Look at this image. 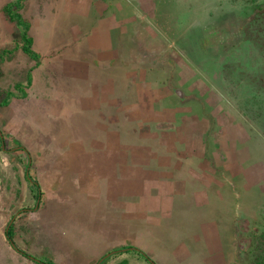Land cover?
I'll list each match as a JSON object with an SVG mask.
<instances>
[{"label": "rangeland", "instance_id": "rangeland-1", "mask_svg": "<svg viewBox=\"0 0 264 264\" xmlns=\"http://www.w3.org/2000/svg\"><path fill=\"white\" fill-rule=\"evenodd\" d=\"M11 1L15 0H0V53L6 51L0 60V103L9 91L21 95L18 83H23L27 96L12 97L8 105L0 106V161L4 148L8 155L0 163V264H40L41 257L55 264H99L102 257L104 264L124 257L129 264H253L254 258L246 259L251 247L264 252V183L252 184V175L244 174L235 179V190L209 180L205 182L212 189L203 193L173 190L181 174L169 181L175 165L166 153L174 154L180 143L188 142L192 146L187 151L196 154V144L206 141L192 138L196 115L175 131L159 135L153 130L160 120L173 121L176 112L183 111V106L168 102L170 97L178 100L180 89L187 94L198 91L208 102L207 110L224 123L211 134L214 154L221 158L227 150L217 143L214 132L219 131L221 140L228 129H235L247 134L232 147L243 157L264 161V133L254 126L255 117L252 121L240 109L236 93L238 87L244 88L240 97L248 94L263 109L264 0H26L21 13L31 25L38 61L23 52L22 30L4 11ZM255 11L258 15L250 19ZM226 12L245 28L238 32L240 43L226 53L221 50L227 34L215 36L211 47L219 52L215 61L220 70L212 61L208 72L204 63L210 58L188 60L186 46L196 31L212 28ZM101 20L107 22L104 27ZM95 50L105 51L107 59ZM171 64H178L180 71L170 70ZM30 71L32 84L27 86ZM186 105L199 113L198 102ZM203 122L201 135L209 128V122ZM132 158L136 188L130 202L119 192L132 190L128 182L133 175L126 174ZM159 160L171 169L145 172ZM12 163L17 170L26 165L22 190L16 189L20 177ZM194 165L197 171L204 169L198 161ZM244 167L241 170L249 173L251 169ZM96 174L105 183L99 180L102 185H95ZM30 175L34 190H23L33 179ZM163 176L172 194L157 190ZM143 181L150 185L137 187ZM203 202L214 207L211 222L197 218L196 209ZM244 213H262L263 218L246 224ZM235 215L243 224L235 223L233 233L229 224ZM9 223L15 225L17 246L40 262L10 244L5 233ZM215 226L221 241H214ZM121 246L142 250L150 261L133 250L114 251Z\"/></svg>", "mask_w": 264, "mask_h": 264}, {"label": "crops", "instance_id": "crops-1", "mask_svg": "<svg viewBox=\"0 0 264 264\" xmlns=\"http://www.w3.org/2000/svg\"><path fill=\"white\" fill-rule=\"evenodd\" d=\"M99 12V16H98V20H100V11ZM101 22H103V27L106 25V21L101 20ZM103 31L102 29L100 30V34L102 35ZM114 34H116L117 37H119V33L117 31L113 32ZM113 34V36H114ZM98 35V33H97ZM117 40V39H116ZM113 47L117 48V41H116V45L114 46V40H113ZM103 48H107L106 46H103ZM118 50V49H117ZM115 51L116 57L118 58V51ZM97 55H101V58H104L105 60L107 59V54L105 53V51L102 50H95ZM113 99V98H111ZM194 116V115H193ZM256 126V125H254ZM193 128L191 129L192 133V138L193 140H198L201 141V139L205 140L206 142L200 143V145L196 144V146L198 147L196 150V154H194V150L191 151H187L189 146H192V143H188L186 144V142L182 143L175 151V153L173 155H170V160L171 162L174 163L175 166L173 169V173L171 174V176L169 177V181L172 182L173 181V177L177 179V177L181 178V181H177L176 183H174V187L173 190H198L199 193H203V191L201 190H211L212 186L207 184V182H205L206 180H209L210 183H214L215 181L221 186V187H228L231 188L232 190L237 189V185L235 183V179L242 177V175L244 174H249L252 175V179H255V181L252 182L253 183H258V185H260L262 187V183H264V180H262V177L264 175V161H257V159H250V158H246L242 156V152L240 151V149H238L236 146L232 147L233 144H237V141L242 142V136H244L245 134H247V132L245 131H239V130H235V129H228L227 130V135L225 136V134H223V139L219 140L217 134H220L219 131L214 132L215 136H216V140L217 143L220 145H223L224 147L227 148V150H225L223 152L222 157L220 158V155H216L214 154V152L212 151V148L215 147L214 144V139L213 135L211 137L212 131H209V128L207 130L206 133H203L201 135V132L204 131V127L206 126H200L199 120H197L193 126ZM179 129V127H178ZM227 129V128H226ZM1 139H3V137H1ZM4 140V139H3ZM209 140H212L213 144L211 145L210 143H207ZM184 146V147H183ZM3 147H6V144L3 143ZM185 148V149H184ZM3 152H5L4 154H2V160L0 161V163L6 162V158H7V153L5 148L3 149ZM234 154H236V158H234ZM155 158V157H153ZM22 159H24V157L22 156ZM27 159V156H26ZM158 159H160V156H158ZM196 159V160H195ZM247 159V164L243 165V163L246 162ZM198 161V163L200 165H202L204 167L203 170L197 171L196 167H195V162ZM133 162V165H128L127 166V172L126 174L129 172V174L133 175L130 178L131 182H128V184L130 185V187H132V190H127L126 194H120L121 192H119V196L120 195H126L127 196V201H133L134 196H135V160L134 158H132V160L130 161V163ZM204 162H206L207 164H204ZM22 164L25 163V161L21 162ZM26 164V163H25ZM207 166V167H206ZM246 166L248 169H251L248 173V171H242L241 169H244ZM4 167V166H3ZM12 167L13 170L16 175L17 178V173L19 174L20 177V183H17V190H22V186L20 184H22L21 182V175L26 174V165H22L18 167V170L15 168V165L12 163ZM15 168V169H14ZM171 169V167H167L166 165H163L160 163V160L158 162V164H156L155 166H152L151 168H145L149 171H145V172H154V173H161L164 169ZM6 169V168H4ZM130 169V170H129ZM1 170V168H0ZM29 170V169H28ZM183 170V173L181 172ZM31 171L33 174V170L31 167ZM144 171V169H143ZM30 172V170L28 171ZM203 172V173H202ZM253 172V174H251ZM117 175H119L118 170L116 171ZM32 177V175H30ZM96 174L94 176V178L96 179V184L97 185L99 183V180H102V176ZM177 176V177H176ZM0 177H1V172H0ZM124 176H121V178L118 180V182H121V180L123 179ZM126 177V176H125ZM33 179H29V181H26L27 185H23L25 188H23V190L28 189V190H34V177H32ZM161 178V181L159 180ZM158 178H154L153 177V181L159 180V184H158V189L157 190H164L166 192V190H168L169 193H173V190L168 189L167 186H164V183H167V180H164L163 177ZM165 181H163V180ZM186 181H188L189 183H191V185H187L185 184ZM17 182V180H16ZM30 182V183H28ZM103 183H105L103 180L101 181ZM206 183V184H204ZM99 185H102V183H99ZM98 185V186H99ZM150 184H148V182L143 181V185L138 184L137 187H146ZM98 186H95V188H97ZM106 186V185H105ZM103 188V187H102ZM116 189L120 190V185L119 183L116 184ZM149 190H154V188H149ZM262 191V190H261ZM176 193V192H175ZM264 193V192H263ZM177 194V193H176ZM252 196V195H251ZM122 197V196H121ZM197 204H200L197 203ZM212 206L209 205L208 202H203L200 209H196L198 211V213L200 214V217H197L200 221H204V222H211L212 217H211V212H213L212 210ZM217 210V208H216ZM207 213V214H204ZM204 214V215H202ZM262 217V213L261 215H248L246 213H244V217L243 220L244 222L250 223H256L257 221H260ZM234 221V222H233ZM235 223L237 224V226L242 223V220L239 218H237V216H233V219L231 221V224H229V226H231L232 232L234 231V228L232 226L235 225ZM252 226V225H249ZM240 233L242 232V228L239 227ZM234 233V232H233ZM236 235V233H235ZM214 241L217 242V239L221 241V237L219 234H217V228L215 226L214 229V235H213ZM223 257L225 258V253L223 252ZM123 259V258H122ZM124 259H127L124 257ZM123 259V260H124ZM128 260V259H127Z\"/></svg>", "mask_w": 264, "mask_h": 264}, {"label": "trees", "instance_id": "trees-1", "mask_svg": "<svg viewBox=\"0 0 264 264\" xmlns=\"http://www.w3.org/2000/svg\"><path fill=\"white\" fill-rule=\"evenodd\" d=\"M26 0H15V1H11L9 3H7L4 6V11L7 14L8 18L11 19L12 21H15L17 26H19V28H21V38L24 41V44L22 45V50L24 53H26L32 60H36L38 61L40 59V53L37 52L34 48H33V38L30 36L29 34V30H30V23L24 18L23 14L20 12V10L24 7V2ZM263 9V6H258V8L256 9V11H258V13H260ZM255 11L254 16H251L250 19L255 18L258 13ZM230 12H226L224 13L225 15L220 16L218 18V20L215 23V26H213L212 28L209 29H202V30H198L196 31L195 36H193V38L191 37L190 42L191 43H187L189 45L186 46V49H188L185 54H186V59L188 60H196V59H200L203 57H208L210 58L208 61H206L204 63V69H206L208 72H211V64L213 61V64H215V67L213 66V68H215L218 72H219V64L217 63V61H215L217 59L216 55L219 54V52H214L213 48L211 47V43L214 40L215 36L219 35V34H227V39H225V41L222 43V53H226L228 51L233 50L239 43H240V37L237 36L238 32L240 30H243L245 27L243 25V22L241 23L234 14H229ZM249 19V20H250ZM143 21V20H142ZM249 22V21H248ZM6 51H2L0 53V60L2 61L4 56L3 53H5ZM12 52V51H11ZM194 52V54H192ZM197 56V57H196ZM196 63V62H195ZM39 64V63H38ZM171 68L170 70H174L173 72H175L176 70H178V72L180 71L178 69V64L175 65H169ZM205 70V71H206ZM213 74V77L217 76V74ZM199 75V74H198ZM32 84V72L30 71L27 77V86H31ZM247 85V84H245ZM248 85H251V82H248ZM16 89L21 91V95H17V93L13 92V91H9L5 97V99L3 100V102L0 103V106H6L10 103V99L12 97H26L27 96V91L24 89V85L23 83H18L16 84ZM243 90H245L244 88L238 87V90H236V93L238 94V97L241 105H242V110L245 111V113L249 114L251 119L252 116L255 117L256 121H254L252 119V121L255 122L256 126L258 128H260L261 133H264V106L263 109L261 106V102H253L254 98H248V94H244V96L246 98H242L240 97V92H242ZM130 91V90H129ZM134 91V90H133ZM131 91L130 94L133 92ZM186 89L182 90L180 89V92L177 91L178 94V100H176L173 97H170L168 99V102L173 103V107H178V106H183L184 109L183 111L180 112H176L177 113V117L175 120H166L165 122H162L160 120V124H158V127L156 129H152L153 131H157L158 134L160 135L163 131H167V130H171V131H175L177 129V127H179V123H184L185 119L190 118V116L196 115L197 117H195L194 119H196L195 121H193V123H191L192 125L199 120V123H201V125L205 126L206 124H204L205 122H203V120H206L209 122V131H213L214 128L215 129H220L221 125H224V123H222L221 121H217V119L209 112V110H207V105L208 102L205 100L204 96L200 95L198 91H193V93L187 94ZM244 92V91H243ZM131 97H135V96H131ZM186 102V103H185ZM198 102L199 106H197L198 108V112L195 113L194 111H190V108L187 107L186 104H194ZM185 103V104H184ZM162 104V103H161ZM161 104L158 103L157 106L161 107ZM168 106V104H167ZM210 108V106H208ZM251 110V111H250ZM171 124V126H167V124ZM156 124V125H157ZM148 127V125L146 126ZM154 141V140H153ZM159 143H156V145H158ZM182 143H180L181 145ZM179 149V148H178ZM166 155H173L172 152H167ZM34 181V180H33ZM35 184L37 185V187L39 188V190L41 189L39 183L37 181H35ZM38 200H40V196L42 195V192L38 191ZM248 228H251V226H248ZM6 236L10 242V244L20 253L24 254L25 256L29 257L30 259H33L32 256L27 253L26 251L22 250L21 248H19L17 246V244L15 243V225L14 223H9L8 224V229H6ZM263 234V233H262ZM256 234V237L261 235ZM256 244V241L255 243ZM250 245V244H249ZM251 247V246H250ZM253 248V249H252ZM137 253L140 257H142L143 259L150 261L149 256H147L142 250L135 248L133 246H121L116 248L114 251H117L118 253H124L126 252H130L132 251ZM112 252V251H111ZM111 252H108L111 253ZM107 255V254H106ZM105 255V256H106ZM38 259H40L39 257H36ZM43 258V259H42ZM251 258H254L255 260H253V264H264V252L262 253L259 248H256V245L254 247H251V252L248 255V257H246V259H249L250 261L252 260ZM35 261L40 262L39 260L33 259ZM102 261H99V264H104L106 263V259H103V257L101 258ZM153 263V262H152ZM40 264H55L53 261L45 258V257H41V262ZM115 264H129L127 259L121 260L120 262H116Z\"/></svg>", "mask_w": 264, "mask_h": 264}, {"label": "flooded vegetation", "instance_id": "flooded-vegetation-1", "mask_svg": "<svg viewBox=\"0 0 264 264\" xmlns=\"http://www.w3.org/2000/svg\"><path fill=\"white\" fill-rule=\"evenodd\" d=\"M98 6V5H97ZM92 8V7H91ZM98 8H99V6H98ZM20 12H21V10H20Z\"/></svg>", "mask_w": 264, "mask_h": 264}, {"label": "water", "instance_id": "water-1", "mask_svg": "<svg viewBox=\"0 0 264 264\" xmlns=\"http://www.w3.org/2000/svg\"><path fill=\"white\" fill-rule=\"evenodd\" d=\"M109 255H110V254H108L107 256H109ZM107 256H106V257H107Z\"/></svg>", "mask_w": 264, "mask_h": 264}]
</instances>
